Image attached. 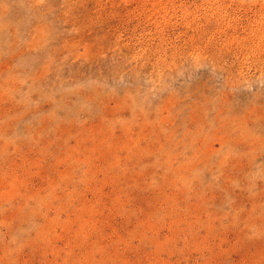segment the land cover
<instances>
[{
	"label": "rangeland",
	"instance_id": "rangeland-1",
	"mask_svg": "<svg viewBox=\"0 0 264 264\" xmlns=\"http://www.w3.org/2000/svg\"><path fill=\"white\" fill-rule=\"evenodd\" d=\"M0 264H264V0H0Z\"/></svg>",
	"mask_w": 264,
	"mask_h": 264
}]
</instances>
